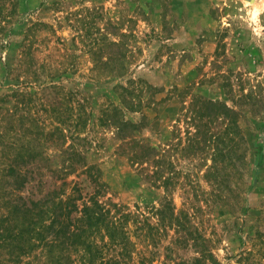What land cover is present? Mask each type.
<instances>
[{
  "label": "rangeland",
  "instance_id": "obj_1",
  "mask_svg": "<svg viewBox=\"0 0 264 264\" xmlns=\"http://www.w3.org/2000/svg\"><path fill=\"white\" fill-rule=\"evenodd\" d=\"M92 197L104 264H264V0H0V264H82Z\"/></svg>",
  "mask_w": 264,
  "mask_h": 264
},
{
  "label": "trees",
  "instance_id": "obj_2",
  "mask_svg": "<svg viewBox=\"0 0 264 264\" xmlns=\"http://www.w3.org/2000/svg\"><path fill=\"white\" fill-rule=\"evenodd\" d=\"M46 87V86H45ZM24 95V94H22ZM214 106H224L223 112L225 115H228L231 120H234V117H232V114L237 113L235 109L232 107L227 106L225 103H219L215 102L213 100L209 101ZM117 108V107H115ZM229 119V121H230ZM131 126H137V123H134L132 121L122 119L119 122L118 127L119 128H126ZM126 138V137H125ZM140 144L142 149H148L153 150V147L144 145L143 143H137ZM70 146L68 145L65 150H63V153H66L68 151V148L70 149ZM261 148V147H260ZM77 149H74V151L71 153V164L77 163ZM261 152V150H260ZM137 157H139L137 155ZM49 159V158H48ZM261 160V155H260ZM56 190L49 191L46 198L43 200L44 204L47 206L53 207L48 212V217L52 215V222L59 221L61 216L69 215L72 209H69L68 206V200L64 199L62 196H59L56 198L55 195ZM51 203V204H50ZM49 204V205H48ZM65 205V207H63ZM75 209L78 208V206L74 203ZM61 208V211H58V209ZM81 216L79 217L80 220L87 223L86 227H80L76 226L70 230L69 234L75 235V239L72 240V242H75L76 248L78 249L79 245L82 246L83 252L85 254L84 262L82 264H104V260L102 259V249L101 246L96 242L95 235L98 233H104L109 238V241L114 244H120L123 249L126 251L129 247V233L125 229V224L128 222V220L132 217L131 211H123L120 216L118 215H111V211L108 207H106L102 202H100L97 198H91V203H83L81 209ZM78 219V220H79ZM91 229V240L83 239L82 234L86 233L88 230ZM105 234H102L103 236ZM94 236V237H93ZM93 237V238H92ZM87 240V241H86ZM81 248V249H82ZM110 264V263H109Z\"/></svg>",
  "mask_w": 264,
  "mask_h": 264
}]
</instances>
